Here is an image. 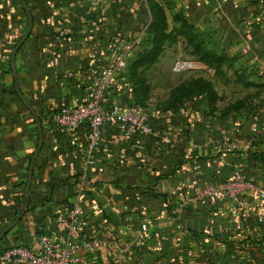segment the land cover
<instances>
[{
    "label": "crops",
    "instance_id": "obj_1",
    "mask_svg": "<svg viewBox=\"0 0 264 264\" xmlns=\"http://www.w3.org/2000/svg\"><path fill=\"white\" fill-rule=\"evenodd\" d=\"M24 1L32 29L14 65L20 93L40 121L42 146L26 214L0 241V264H16L2 260L10 247L37 253L39 237L64 239L66 214L78 202L82 236L110 243L98 251L100 264H264V201L255 194L197 198L227 183L237 167L264 191V98L245 95L220 107L213 84L193 78L150 105L148 66L133 64L148 37L150 3L163 11L168 4L187 24L213 25L217 33L224 28L228 39L241 42L240 50L210 49L206 63L217 55L224 63L238 56L243 69L259 77L244 86L264 89V0ZM26 27L20 1L0 0V233L22 208L38 142L10 68ZM119 61L125 66L116 70L109 103L142 102L152 133L126 135L106 123L94 165L84 174L89 130L62 131L55 115L81 104L91 80ZM185 70L201 67L186 63Z\"/></svg>",
    "mask_w": 264,
    "mask_h": 264
},
{
    "label": "built area",
    "instance_id": "obj_2",
    "mask_svg": "<svg viewBox=\"0 0 264 264\" xmlns=\"http://www.w3.org/2000/svg\"><path fill=\"white\" fill-rule=\"evenodd\" d=\"M122 47L120 43L117 50ZM124 66V61H119L116 66L111 65L100 71L91 80L81 104L75 107H61L56 112L55 121L62 131L73 132L80 125H85L89 130L84 151V174L94 165V152L102 139L106 123L114 122L119 132L126 135L135 132L142 135L152 133L148 116L142 108L134 105L121 106L115 101L109 103V93L113 87L116 70ZM185 68L186 63L178 61L173 70L179 73ZM247 194H255L259 200L264 201V191L246 175L242 167H237L227 183L211 185L197 198L221 195L237 199ZM81 214L82 206L79 202L66 214L62 225L64 239L39 237L37 253L23 246H13L5 250L2 260L16 264H100L98 251L108 248L110 243L96 237H83ZM257 221L261 223L263 218L258 216ZM141 231H146L145 225L141 226ZM133 247L138 248L139 244L133 243Z\"/></svg>",
    "mask_w": 264,
    "mask_h": 264
},
{
    "label": "rangeland",
    "instance_id": "obj_3",
    "mask_svg": "<svg viewBox=\"0 0 264 264\" xmlns=\"http://www.w3.org/2000/svg\"><path fill=\"white\" fill-rule=\"evenodd\" d=\"M164 12L167 35L160 42L158 55L155 59L148 61V67L143 71L151 91L150 105L164 100L169 90L180 82L193 78L210 81L213 84H211L212 87L222 98V101L218 103L220 107H224L229 102L240 100L245 95L251 97L260 95L259 97L264 98V89L244 86V81L250 79L255 82L259 77L254 69H250V73L247 72L249 69L244 70L238 56H234L233 59H228L224 63L220 62L222 55H217L210 62L211 65L206 63V60L212 57L210 49L217 50L226 47L240 50L243 47L241 42H237L233 38L228 39L227 36L231 35L227 34L224 28L222 32L217 33L213 25L196 27L193 24H187L177 13L173 15L174 12L168 7V4H166ZM223 37L224 39L221 40ZM178 61L197 63L201 70L198 73L189 70L180 73L174 72L173 67Z\"/></svg>",
    "mask_w": 264,
    "mask_h": 264
},
{
    "label": "water",
    "instance_id": "obj_4",
    "mask_svg": "<svg viewBox=\"0 0 264 264\" xmlns=\"http://www.w3.org/2000/svg\"><path fill=\"white\" fill-rule=\"evenodd\" d=\"M19 1L22 5V8L24 9L26 17H27V27H26V30H25L23 36L21 37V39L15 45L14 49L11 52L10 68H11V72H12V76H13V80H14V91H15L16 95L18 96V98L23 103V105L30 111V113L32 114V116L34 118L36 128H37V133H38V142H37L36 150L34 151V154L30 160V164L28 167V174H27V180H26V184H25V188H24V200H23L22 208L19 211V214L17 215V217L0 233V241L26 214V211H27V208L29 205V190H30V186H31V182H32L33 165H34V161H35V159H36V157H37V155L41 149V146H42V130H41L40 121H39L35 111L31 108V106L27 103V101L23 98L22 94L20 93L18 79H17L15 65H14L15 55L18 52V50L20 49V47L23 45L25 40L27 39V37L30 34L31 29H32V16H31V13L27 7V4L24 0H19Z\"/></svg>",
    "mask_w": 264,
    "mask_h": 264
},
{
    "label": "trees",
    "instance_id": "obj_5",
    "mask_svg": "<svg viewBox=\"0 0 264 264\" xmlns=\"http://www.w3.org/2000/svg\"><path fill=\"white\" fill-rule=\"evenodd\" d=\"M150 13H151V22L147 28V41H144V46H143V53L137 57L135 62L133 63L135 66L138 64L140 65H148V61H151L156 58L159 52L160 48V42L163 38L166 37V18L164 11L161 7H159L158 4L151 2L150 3ZM143 83V82H140ZM206 89V87L203 86V89ZM140 89V95L142 97H145V93L147 89L143 86L139 87ZM181 92L180 89H175L174 94L178 95ZM132 105L137 106L139 108H143V103L142 102H136L133 103ZM19 212V211H18ZM17 212V214H18Z\"/></svg>",
    "mask_w": 264,
    "mask_h": 264
}]
</instances>
